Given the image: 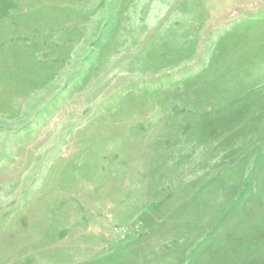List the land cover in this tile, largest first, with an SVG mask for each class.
Listing matches in <instances>:
<instances>
[{"label": "rangeland", "instance_id": "374dc122", "mask_svg": "<svg viewBox=\"0 0 264 264\" xmlns=\"http://www.w3.org/2000/svg\"><path fill=\"white\" fill-rule=\"evenodd\" d=\"M0 264H264V0H0Z\"/></svg>", "mask_w": 264, "mask_h": 264}]
</instances>
